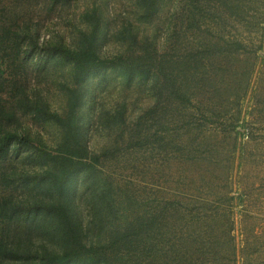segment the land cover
<instances>
[{
	"label": "rangeland",
	"instance_id": "1",
	"mask_svg": "<svg viewBox=\"0 0 264 264\" xmlns=\"http://www.w3.org/2000/svg\"><path fill=\"white\" fill-rule=\"evenodd\" d=\"M9 7L7 1L0 0V21ZM94 10L109 30V36L97 45L103 57L128 51V43L115 35L128 27L127 23L138 39L148 38L173 57L183 52L214 55V61L200 64L210 69L211 85L218 90L213 94L202 91L196 97L202 103L216 102L224 119L239 132L223 139L227 126L216 131L200 113L196 124L157 131L147 112L165 95L159 73L131 78L119 68H110L104 79L93 76L77 83L71 63L50 60L40 67L33 59L26 83L34 100L64 114L71 90L77 91L81 130L89 150L100 156L94 178L79 183L70 194L54 191L45 197L69 206L83 227L85 241L91 244L109 241L117 228L138 216L174 206L173 202L188 208L180 209L182 213L196 214L197 207H212L211 201H220L228 193L235 197L231 203L236 205L235 228L229 236L224 233L230 226L226 216L205 217L203 211L188 226L185 224L188 228L183 233L197 235V241L204 238L214 248H228V243L235 241L236 264H264V0H158L149 18H143L139 0H72L55 6L38 0L18 6L14 18L16 26L37 30L40 45L62 42L77 48L82 33L90 29L85 14ZM191 19L198 23L194 28L188 27ZM109 114L116 118L105 124ZM20 119L35 141H43L50 149L60 142L61 131L53 122L24 113ZM138 130L143 134L148 131L150 139L136 144ZM179 144L185 149L180 150ZM6 163L28 171L47 167L26 154L13 155ZM242 192L246 193L245 207L236 198ZM244 209L250 214L243 213ZM174 223L177 227L184 221L177 217L168 222ZM158 224L163 226V221ZM26 235L38 249L44 243L51 251H60L54 238L38 232ZM112 257V264L135 260L115 254Z\"/></svg>",
	"mask_w": 264,
	"mask_h": 264
},
{
	"label": "trees",
	"instance_id": "2",
	"mask_svg": "<svg viewBox=\"0 0 264 264\" xmlns=\"http://www.w3.org/2000/svg\"><path fill=\"white\" fill-rule=\"evenodd\" d=\"M4 1L11 7L5 9V17L0 21V264H112V254L122 259L134 257L130 264H236L238 249L235 241L228 243V248L225 245L214 248L213 244L207 245L204 238L197 241V235L183 233L188 228L184 227L185 224L188 226L203 211L205 217L226 216L230 226L224 233L229 236L235 228L233 213L236 205L231 203L235 197L228 193L220 201H211L214 209L197 207L196 214L184 210L182 213L180 209L188 208L181 202L172 201L174 206L162 207L156 214L138 216L122 229L117 228L109 241L88 244L83 227L75 221L69 206L45 197L54 191L70 194L79 183L97 174L100 156L89 150L81 130L79 94L71 90L73 93L68 108L64 114H60L34 100L26 83L27 69L33 59L40 67L50 60L71 63L72 75L77 83L93 76L104 79L110 68H119L131 78H147L156 72L163 78L165 95L147 115L153 120L157 131L182 129L196 124L200 113V118L206 122L210 120L216 131L226 125L222 137L232 138L239 131L235 130L237 127L232 122L224 119L219 105L216 102H199L196 97L202 91L213 94L218 90L211 85L210 69L206 64H200L205 60L214 61V55L203 57L198 52H183L173 57L168 51H160L148 38L138 39L135 30L127 23L128 27L124 26L115 35L128 43V51L103 57L97 45L100 39L109 36V30L95 10L85 14L90 29L82 33L77 48H70L62 42L46 41L40 45L37 30L30 26H16L14 18L18 6L38 0ZM48 1L55 6L72 0ZM191 1L195 3L196 0ZM139 2L143 18L151 17L157 9L158 0ZM193 20L187 23L189 28L198 25ZM236 45L240 46L241 43L236 41ZM191 61L197 65H191ZM20 113L56 124L61 131L58 145L50 149L43 141H35L30 132L24 130ZM115 118L114 114H109L104 123L111 124ZM231 125L234 127L230 129ZM147 132L143 134L142 130H138L135 143L148 141L151 135ZM179 145L180 150L185 149L182 144ZM22 154L47 167L41 171H28L6 163L13 155ZM245 196L246 193L242 192L236 197L242 207L246 204ZM242 212L250 214L247 209ZM192 214L194 216L190 218ZM177 217L180 222L184 221L182 226L168 224L171 218ZM161 220L163 226L158 224ZM25 232H38L56 239L60 251H51L44 243L39 249L36 248ZM221 239L224 240L222 235Z\"/></svg>",
	"mask_w": 264,
	"mask_h": 264
}]
</instances>
